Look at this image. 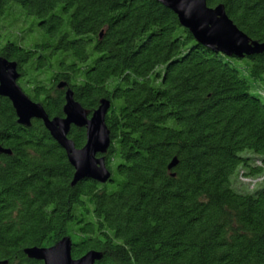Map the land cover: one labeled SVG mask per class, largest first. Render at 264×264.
Wrapping results in <instances>:
<instances>
[{
	"label": "trees",
	"instance_id": "obj_1",
	"mask_svg": "<svg viewBox=\"0 0 264 264\" xmlns=\"http://www.w3.org/2000/svg\"><path fill=\"white\" fill-rule=\"evenodd\" d=\"M207 4L264 43V0ZM0 56L50 118L64 117L68 89L90 115L110 101L112 139L111 179L72 186L43 123L19 125L0 97L13 153L0 154V262L43 264L24 251L70 237L72 257L95 250L97 264H264V53L212 51L156 0H0ZM70 138L83 148L86 129Z\"/></svg>",
	"mask_w": 264,
	"mask_h": 264
},
{
	"label": "water",
	"instance_id": "obj_2",
	"mask_svg": "<svg viewBox=\"0 0 264 264\" xmlns=\"http://www.w3.org/2000/svg\"><path fill=\"white\" fill-rule=\"evenodd\" d=\"M173 11L180 25L187 29L194 39L212 51L229 57H252L264 53V43L250 39L228 17L225 6L211 8L207 0H156ZM20 74L17 63L0 56V97L10 100L16 112L18 124L31 127L34 120L41 121L53 140L66 152L69 163L75 170L72 186L85 179L101 184L111 179L106 166L105 155L112 139L106 124L111 102L102 100L97 110L90 115L74 98L71 89L66 91L64 117L50 118L41 103L34 102L18 84ZM66 83L58 88L64 89ZM72 127L85 128L86 144L77 148L70 138ZM0 154L12 155V151L0 146ZM178 165L174 158L169 166L172 171ZM175 176V174H173ZM73 241L65 237L49 248L32 247L24 251L25 255L43 264H97L103 257L101 252L92 250L80 259L72 257ZM7 264V262H0Z\"/></svg>",
	"mask_w": 264,
	"mask_h": 264
},
{
	"label": "rangeland",
	"instance_id": "obj_3",
	"mask_svg": "<svg viewBox=\"0 0 264 264\" xmlns=\"http://www.w3.org/2000/svg\"><path fill=\"white\" fill-rule=\"evenodd\" d=\"M235 64L238 65V66H241L244 64V61H240V60H234ZM246 75H248V73H246ZM264 90V88H263ZM242 155L244 156H251L253 155V152L250 151V150H247L245 152L242 153ZM262 178L263 176H260V177H256V178H250V179H247L245 180L243 183L241 181H239V178H238V181H236V185L237 186H241V188H244L246 190H254V186H256L258 183H260L262 181ZM260 186H257L256 189H258Z\"/></svg>",
	"mask_w": 264,
	"mask_h": 264
},
{
	"label": "flooded vegetation",
	"instance_id": "obj_4",
	"mask_svg": "<svg viewBox=\"0 0 264 264\" xmlns=\"http://www.w3.org/2000/svg\"><path fill=\"white\" fill-rule=\"evenodd\" d=\"M17 69H18V73H20V69H19V66L17 65ZM21 80V77L19 78V80H18V84H19V81ZM22 88V87H21ZM26 93V92H25Z\"/></svg>",
	"mask_w": 264,
	"mask_h": 264
},
{
	"label": "built area",
	"instance_id": "obj_5",
	"mask_svg": "<svg viewBox=\"0 0 264 264\" xmlns=\"http://www.w3.org/2000/svg\"><path fill=\"white\" fill-rule=\"evenodd\" d=\"M263 180V179H262Z\"/></svg>",
	"mask_w": 264,
	"mask_h": 264
}]
</instances>
